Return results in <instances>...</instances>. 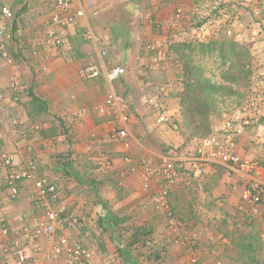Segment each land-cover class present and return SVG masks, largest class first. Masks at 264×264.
<instances>
[{"label": "crops", "instance_id": "obj_1", "mask_svg": "<svg viewBox=\"0 0 264 264\" xmlns=\"http://www.w3.org/2000/svg\"><path fill=\"white\" fill-rule=\"evenodd\" d=\"M92 1L89 9L87 0H72L68 12L84 8L86 16L78 27L56 28L63 42L55 48L44 43L55 14L53 2L0 0V26L7 24L11 35L0 36V44L12 59L8 64L0 57V153L13 156L17 165L37 160L39 175L57 188L49 206L66 205L77 219L52 238L34 241L40 248L37 264H66L64 255L46 258L61 236L85 245L90 264H264V218L240 210L249 181L264 179V118L234 138L236 153L256 163L252 173L211 164L199 176L196 150L201 141L185 142L168 122L156 124L157 115L149 111L158 99L154 84L171 69L155 63V53L147 52L145 44L185 35L197 12L214 7L216 0H184L181 27L174 24L175 4L169 0ZM3 7L12 13L11 20L1 14ZM86 33L98 41L87 40ZM88 65L96 66L100 76L86 82L81 70ZM114 67H122L124 74L108 84L104 75ZM110 90L125 101L126 121L116 109L105 115L96 111ZM259 96L264 106V91ZM164 100L166 105L172 98L160 102ZM231 121L216 123L211 135L222 137L226 127L236 125ZM114 128L127 137L111 140ZM164 156L180 172L177 187L167 195L177 231L168 227L166 211L158 207L161 181L150 178L144 189V174L132 170L141 159ZM124 157L131 159V168ZM66 160L70 168L63 165ZM104 160L111 168H104ZM4 175L0 169V264H14L10 251L2 248H10L24 224L32 228L28 221L42 209L32 201V181L23 182L11 201ZM108 216L126 218L125 228L101 231L97 222ZM135 229L143 234L129 248ZM32 246H27L29 258Z\"/></svg>", "mask_w": 264, "mask_h": 264}, {"label": "built area", "instance_id": "obj_2", "mask_svg": "<svg viewBox=\"0 0 264 264\" xmlns=\"http://www.w3.org/2000/svg\"><path fill=\"white\" fill-rule=\"evenodd\" d=\"M54 3L55 14L49 18L48 30L45 36V45L47 47L60 48L62 46V38L57 33L56 28L65 29L68 26L78 27L81 21L85 18V9L79 8L72 12H68L71 8L72 0H48ZM174 2L175 8L173 12V21L175 25L180 22L184 7V0H169ZM87 8L93 9L94 3L92 0H87ZM68 12L66 15H61V12ZM1 14L8 21L13 18L12 13L6 8H1ZM0 36L10 39L9 26L4 24L0 26ZM89 41L98 40L89 33L85 34ZM163 42L154 41L145 44L144 49L147 52L159 50ZM105 51L101 55H105ZM0 57L8 64L12 63V59L4 47L0 44ZM161 58L155 57L158 62ZM124 74L122 67H114L108 70L105 75V81L109 84L117 80ZM100 76V72L96 66L88 65L81 70V79L83 81H92ZM126 104L122 97L117 96L112 90L105 97L104 104L96 107V111L100 114L111 113L112 110L120 111L122 121L127 120ZM168 118L166 114L157 115L156 124H165ZM250 122L247 119L242 120L240 124L233 127H226L222 137L217 138L213 135L201 141L196 150V162L199 167L195 171L197 175L203 173V168L206 165H220L231 171L241 172L242 174H250L256 168V163L239 156L236 153L235 136L240 135L244 131V127ZM176 129V127H174ZM127 137L123 129L114 128L111 131L110 138L113 141H121ZM123 161L131 168L132 162L129 157H124ZM105 169L111 168V164L104 160ZM0 169L5 170L4 181L7 185L9 199L15 201L18 198L20 186L23 182L32 181L34 194L32 201L37 204V208L42 209L39 216L32 217L28 222L32 224H24L23 227L14 235L10 248H2V252H8L14 258V264H27L29 257L27 255V246L33 245L31 261L34 264L38 263L40 248L34 244L39 238H52L58 231L75 226L77 223L76 217L69 212L66 205H59L57 208L49 206V199H54L57 196V188L54 184L47 181L46 178L39 175V163L34 158H28L22 165H17L13 156L0 153ZM139 169L145 176L144 189H149L150 178L155 177L161 181V187L158 195V207L166 212L168 227L173 230H178V222L173 217L167 204V195L169 191L177 187L180 179V172L173 159L164 156L156 161L141 159L132 170ZM240 210L254 217L264 218V179H254L249 181L245 190L241 194ZM1 227V224H0ZM5 230V229H4ZM51 255H47V259L51 257L65 256L66 264H90L91 252L79 241L70 240L65 236H61L53 245ZM33 258V259H32Z\"/></svg>", "mask_w": 264, "mask_h": 264}, {"label": "rangeland", "instance_id": "obj_3", "mask_svg": "<svg viewBox=\"0 0 264 264\" xmlns=\"http://www.w3.org/2000/svg\"><path fill=\"white\" fill-rule=\"evenodd\" d=\"M213 6L197 12L198 15L194 17L192 25L188 24L185 35L178 36L179 39L173 37L170 41H168L169 39H159L160 42H163L162 47L151 52L161 58L157 63L168 64L171 74L168 77L166 75L161 77L160 81L154 84L158 99L149 111L156 115L166 114L168 118V123H166L174 131H177L174 128L176 127L175 122L179 120L177 95L181 90V62H177V56L170 52L171 46L176 44H189L192 49L193 63L200 65L205 76L218 84L221 83V74L227 69L228 62L219 58L216 51L209 50L213 47L206 46L214 41H225L237 43L245 48L251 58L250 84L246 89L241 90L243 98L233 96L227 99L223 106V112L220 115L211 116L212 128L216 123L231 118V122L235 121L236 125L247 119L250 124L244 127L246 129L264 118L263 101L259 96V92L264 91V0H251V3L248 0H238L237 2L216 0ZM183 18L184 12L178 23L179 26H176H183ZM190 31L193 32L190 33ZM181 38L182 41H180ZM161 97L164 99L171 97L172 100L168 101L169 104L166 102L165 105V100L160 102ZM178 134L180 133L178 132ZM180 136L183 137L181 134ZM183 138L185 140V137Z\"/></svg>", "mask_w": 264, "mask_h": 264}, {"label": "trees", "instance_id": "obj_4", "mask_svg": "<svg viewBox=\"0 0 264 264\" xmlns=\"http://www.w3.org/2000/svg\"><path fill=\"white\" fill-rule=\"evenodd\" d=\"M206 47H213L209 50L216 51L219 58L228 62L227 69L221 74L219 84L205 76L200 65L193 63L192 49L189 44H176L170 48V52L177 56L176 61L181 62V90L177 95L179 120L175 122V126L177 132L185 137V142L202 141L211 136L213 131L211 116L220 115L223 112L227 99L233 96L242 97L241 90L246 89L250 84L251 58L245 48L237 43L225 41H214ZM63 165L70 168L68 160ZM69 176L83 183L77 173H71ZM107 219L98 220L97 224L101 231L105 232L114 228L123 230L124 224L127 223L126 218L108 216ZM142 234L140 230H133L127 247H134L140 241ZM144 235L146 237V234Z\"/></svg>", "mask_w": 264, "mask_h": 264}]
</instances>
